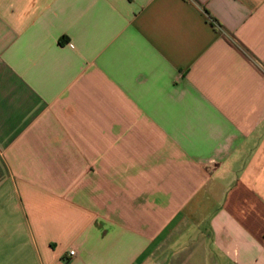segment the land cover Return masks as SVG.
I'll use <instances>...</instances> for the list:
<instances>
[{
	"label": "crops",
	"instance_id": "obj_1",
	"mask_svg": "<svg viewBox=\"0 0 264 264\" xmlns=\"http://www.w3.org/2000/svg\"><path fill=\"white\" fill-rule=\"evenodd\" d=\"M0 264H264V0H0Z\"/></svg>",
	"mask_w": 264,
	"mask_h": 264
},
{
	"label": "built area",
	"instance_id": "obj_2",
	"mask_svg": "<svg viewBox=\"0 0 264 264\" xmlns=\"http://www.w3.org/2000/svg\"><path fill=\"white\" fill-rule=\"evenodd\" d=\"M70 254H71V255H74V254H75V250H71V251H70Z\"/></svg>",
	"mask_w": 264,
	"mask_h": 264
}]
</instances>
